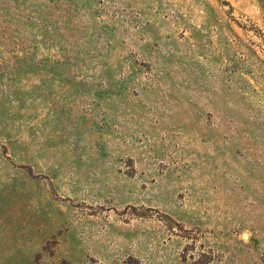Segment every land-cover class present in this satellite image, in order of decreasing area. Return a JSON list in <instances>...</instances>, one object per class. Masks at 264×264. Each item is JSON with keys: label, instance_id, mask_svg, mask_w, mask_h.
<instances>
[{"label": "rangeland", "instance_id": "1", "mask_svg": "<svg viewBox=\"0 0 264 264\" xmlns=\"http://www.w3.org/2000/svg\"><path fill=\"white\" fill-rule=\"evenodd\" d=\"M0 264H264V0H0Z\"/></svg>", "mask_w": 264, "mask_h": 264}]
</instances>
